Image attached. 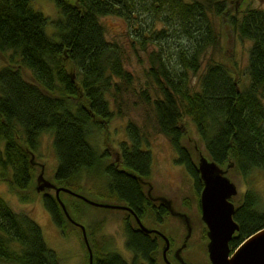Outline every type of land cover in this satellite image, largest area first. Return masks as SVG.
<instances>
[{
    "label": "trees",
    "instance_id": "obj_1",
    "mask_svg": "<svg viewBox=\"0 0 264 264\" xmlns=\"http://www.w3.org/2000/svg\"><path fill=\"white\" fill-rule=\"evenodd\" d=\"M54 3L58 15L51 19L35 9L32 0H0V55L4 57L0 62V178L22 200L29 199L31 189L36 191L40 162L35 157H39L40 135L49 132L57 159L53 172L57 186H78L80 175L99 177L108 190L106 197L122 202L130 213L141 215V206L148 204L142 179L149 177L152 155L140 128L128 123V141L119 143L118 158L110 162V151L90 140L95 132L106 130L115 112L122 114L123 94L133 79L123 63L122 46L106 37L101 22L105 15L123 18L132 49L146 53L147 74L159 94L152 100L146 91L141 96L152 105L157 131L174 147L175 160L185 166L198 196L202 181L196 159L183 143L185 117L194 124L203 145L201 153L220 167H233L243 180L256 168L264 171L263 8H242L233 0ZM223 32L232 42L248 44L243 66L223 53ZM191 76L196 77L193 83ZM36 192L58 227L73 224L55 193ZM130 213L125 218L126 245L140 253L145 241L134 233ZM233 218L239 230L229 242L232 250L264 227L259 194L244 190ZM0 260L60 263L30 213L16 212L1 196ZM93 264L128 262L105 249L95 253Z\"/></svg>",
    "mask_w": 264,
    "mask_h": 264
},
{
    "label": "rangeland",
    "instance_id": "obj_2",
    "mask_svg": "<svg viewBox=\"0 0 264 264\" xmlns=\"http://www.w3.org/2000/svg\"><path fill=\"white\" fill-rule=\"evenodd\" d=\"M238 5L245 7L247 5L263 8L264 0H233ZM35 9H39L51 19H55L58 15L54 0H32ZM101 22L105 27L106 37L109 40L118 42L123 48V63L125 68L132 74V83L128 87V91L123 94L124 104L122 106V114L117 112L111 117L107 123L106 130L95 132L91 135L90 140L99 149H108L110 151L109 162L116 157L119 151V143L122 140L128 141L127 125L134 123L140 128L148 142V148L152 155V164L148 178H145L153 185L152 192L154 194L165 195V198L171 200L175 209L182 210L183 203L189 202L188 212L193 223L192 235L188 240L186 248L182 251L183 257L188 262H195L201 256L204 257L206 243L208 239L201 234L200 227L205 228L204 222L201 224L200 213L196 211V192L191 186V176L182 164L176 162V151L165 135L157 131L155 119L153 116L152 105L146 104L141 96L142 91H146L150 99L158 96V91L152 80L148 77L147 69L149 67L148 58L145 52L134 50L130 45V34L125 20L115 15H105L101 17ZM52 26V25H50ZM49 31V30H48ZM233 43V44H232ZM232 44V45H231ZM247 43L240 44L238 41L232 42L230 36L223 32L222 35V51L226 55H232L233 58L240 60L242 66L247 60ZM225 61L226 58L222 57ZM4 61V57L0 55V62ZM196 77L191 76L192 83ZM245 77L243 81L245 82ZM264 103V98H263ZM116 110V108H115ZM186 124V135L183 143L188 147L192 156L197 159L201 153L203 145L200 138L197 137L194 124L185 117L182 120ZM103 138L108 140L106 143ZM117 147V148H116ZM204 154V153H202ZM39 157H35L40 164H44L43 176L46 179L53 180V172L57 164L55 152L52 147V135L49 132H43L40 135V143L38 148ZM118 156V155H117ZM40 164L36 165V172L41 171ZM226 169V175L235 183L238 194L232 198L237 204L241 198L242 192L247 188L253 189L261 197L264 206V171L256 168L252 170L245 180L233 168ZM37 173V174H38ZM78 186L73 185L71 188L87 198L105 203V201L113 202V204H121L115 198L108 196V190L105 188L103 179L94 178L93 180L80 175ZM58 184V183H57ZM59 185V184H58ZM60 186V185H59ZM63 186V185H61ZM66 187V186H64ZM146 187L144 186V190ZM49 192L54 193V190ZM29 199L22 200L18 193L14 192L7 181L0 178V196L4 198L9 205L16 211H28L33 219L40 226L44 241L48 248L52 249L60 258L59 264H88V249L85 245L82 230L78 224L72 222L67 224V228L58 227L52 220L49 212L45 208L41 194L31 189L29 191ZM59 198L63 201L69 210V217L84 226L86 235L93 252L115 251L119 253L127 262L131 260L132 253L125 245V235L122 230V217L125 215L123 210L117 208L97 207L95 205L83 203L79 197L61 191ZM98 200V201H97ZM101 200V201H100ZM103 200V201H102ZM112 204V203H111ZM124 205V204H123ZM68 213V214H69ZM177 222L176 218L169 216L165 223V231L169 234L171 224ZM76 224V225H75ZM181 227V225H180ZM64 230V231H63ZM182 233L184 230L181 228ZM181 234V233H180ZM178 234L174 237V241H178ZM174 249V248H173ZM169 260L171 256L168 254ZM0 264H11L0 260ZM129 264V262H128Z\"/></svg>",
    "mask_w": 264,
    "mask_h": 264
},
{
    "label": "water",
    "instance_id": "obj_3",
    "mask_svg": "<svg viewBox=\"0 0 264 264\" xmlns=\"http://www.w3.org/2000/svg\"><path fill=\"white\" fill-rule=\"evenodd\" d=\"M195 165L203 183L200 194V208L201 218L207 227L209 239L207 251L211 264H264V227L249 235L233 250L230 248L229 242L239 230V225L233 218L236 204L232 200L238 194V190L235 183L226 175L227 170L202 153L198 155ZM43 172V165H41V171L35 178L36 191L54 190L57 201L68 217L69 214L65 205L59 198L61 191L71 193L95 206L130 210L125 205L96 202L67 187L57 186L53 180L46 179ZM136 220L139 222L141 230L149 231L141 225L138 217ZM72 222L78 224L81 228L89 252L88 264H93V254L85 228L73 220Z\"/></svg>",
    "mask_w": 264,
    "mask_h": 264
},
{
    "label": "flooded vegetation",
    "instance_id": "obj_4",
    "mask_svg": "<svg viewBox=\"0 0 264 264\" xmlns=\"http://www.w3.org/2000/svg\"><path fill=\"white\" fill-rule=\"evenodd\" d=\"M118 155V154H117ZM118 158V156H116ZM190 175V174H189ZM142 186L144 190V186L146 189L144 190L147 205L141 206L142 213L141 215L136 214L135 212L130 213L131 210L121 209L125 213L122 217V230L125 235V245H126V237L127 233L125 231V223H126V212H129L132 215L131 224L135 230V234L137 236L144 237V243L140 247V253H134L131 251L127 245L126 247L131 251L132 258L129 264H195L193 262H188L183 257L182 251L186 248L187 242L192 235L193 231V223H191V218L189 215L188 207L189 202L185 201L183 204V209H175L171 200L165 198V195L161 194H154L152 192L153 185L148 182L146 179H142ZM191 186L194 187L196 192L195 184L193 179H191ZM203 188V183L201 189L196 192V211L200 213L201 217V208H200V194ZM122 203V202H120ZM123 205V204H122ZM118 209V208H117ZM169 216L176 218L177 222L175 224H171L169 227V234L165 231V223L167 222ZM138 217L142 226H144L149 231L141 230L139 228L140 224L137 222L136 218ZM202 219V218H201ZM204 221L200 220L202 224ZM205 224V223H204ZM181 225V227H180ZM181 228L184 230L182 233ZM201 234L207 236V227L205 228L200 227ZM181 233V234H180ZM178 234V241H174V237ZM209 241V239H208ZM207 241V243H208ZM207 243H206V250L204 251V257H199L197 261L200 264H211L208 251H207ZM174 248V249H173ZM142 249V250H141ZM96 252L92 251L93 254V262H94V255ZM171 256V260H169V256ZM169 257V258H168Z\"/></svg>",
    "mask_w": 264,
    "mask_h": 264
}]
</instances>
